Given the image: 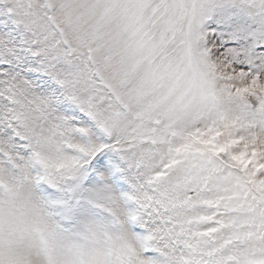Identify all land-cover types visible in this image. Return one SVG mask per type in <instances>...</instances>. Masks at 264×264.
<instances>
[{
    "label": "snow or ice",
    "instance_id": "6c2138e0",
    "mask_svg": "<svg viewBox=\"0 0 264 264\" xmlns=\"http://www.w3.org/2000/svg\"><path fill=\"white\" fill-rule=\"evenodd\" d=\"M0 264H264V0H0Z\"/></svg>",
    "mask_w": 264,
    "mask_h": 264
}]
</instances>
